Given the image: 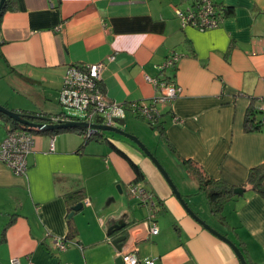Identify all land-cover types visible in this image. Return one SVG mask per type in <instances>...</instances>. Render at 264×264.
I'll list each match as a JSON object with an SVG mask.
<instances>
[{"label": "crops", "instance_id": "obj_1", "mask_svg": "<svg viewBox=\"0 0 264 264\" xmlns=\"http://www.w3.org/2000/svg\"><path fill=\"white\" fill-rule=\"evenodd\" d=\"M215 2L223 19L201 31L182 27L175 15L191 0H7L0 17V105L23 114L62 113L58 97L70 64L104 61L102 89L121 103L151 101L159 88L145 77L170 76L181 92L157 109L160 137L185 167L175 186L247 263L264 264V197L243 186L249 170L264 163V126L247 131L244 124L264 98V0ZM171 53L178 54L175 68L160 72ZM130 115L123 129L144 136L146 127L135 120L141 117ZM10 126L0 115V143ZM35 139L25 175L0 161V264L12 257L21 264H116L107 230L121 222V234L134 241L141 261L241 264L225 241L185 211L157 167L127 138L102 132L83 143L82 133L64 129L36 132ZM181 159L243 188L224 204V220L210 212L206 193ZM131 162L143 174L135 183L154 194L156 235L144 225L146 207L128 191L136 177ZM77 190L81 198L66 199ZM79 202L83 208L69 218ZM66 236L67 250L54 251L55 239Z\"/></svg>", "mask_w": 264, "mask_h": 264}, {"label": "built area", "instance_id": "obj_2", "mask_svg": "<svg viewBox=\"0 0 264 264\" xmlns=\"http://www.w3.org/2000/svg\"><path fill=\"white\" fill-rule=\"evenodd\" d=\"M175 15L182 27L191 26L201 31L216 28L223 19L215 0H191L190 5L185 9L177 8ZM112 58L110 56L108 60ZM177 61L178 54L171 53L158 68L160 71L175 68ZM105 67L106 63L104 61L68 65L58 97V102L64 111L60 114L48 116V120L43 124H56L67 121L91 124L97 123L96 120L100 118V124L114 126L115 120L123 119L127 112L155 124L160 117L157 105L173 100L181 92V87L176 84L146 76L145 80L147 82L159 88V94L155 98L149 102H116L106 95L101 86L102 72ZM256 109L261 113V124L264 125V98L260 99V105ZM31 129L40 131V128L22 126L9 131L0 143V161L7 165L12 173L17 176L25 175L28 167L27 157L35 145L36 132L31 131ZM96 133V129L83 128V136L86 138ZM50 149H54V137H51ZM128 191L138 200L140 205L147 209V221L144 225L148 227V234H158V227L154 221L157 214L154 194L135 182L128 185ZM84 203L87 204L88 200L86 199ZM63 239H55L51 246L54 251L59 253L67 250L70 241ZM118 255L121 257V264H154L153 260H139L137 248L130 238L123 243ZM10 264L21 263L17 257H12Z\"/></svg>", "mask_w": 264, "mask_h": 264}, {"label": "trees", "instance_id": "obj_3", "mask_svg": "<svg viewBox=\"0 0 264 264\" xmlns=\"http://www.w3.org/2000/svg\"><path fill=\"white\" fill-rule=\"evenodd\" d=\"M8 7H9V5L7 4V0H6L3 4L1 10H0V17L2 16L4 10ZM160 72H163V70ZM166 81L168 83H170V81H171L170 76L165 78V82ZM258 113H260V112L256 109V107L254 109L251 107L248 110L247 115H246L245 120H244L245 129L247 131H256V130L261 129L262 126H264L261 124V117H260V119H256ZM0 115L4 118L5 121H9L11 123L9 131L22 127L21 124L10 119L6 115H4L2 113H0ZM28 115H32V114H28ZM33 116H36L35 119H33V121L35 123H44L48 120V116H45L43 114H36V115L34 114ZM136 117H139V116L136 115ZM148 124L151 128H155L157 126L159 127L158 121L155 124H151L150 122H148ZM68 130H76V131L82 133V135H83V128H71ZM31 131H33V130L31 129ZM58 131H60V130H47L46 132L48 134L53 135V134L57 133ZM158 131H159V133L163 132V130L160 127H159ZM35 132H40V131H35ZM101 133L102 132L97 131V133L94 134V136L92 135V136L87 137V138L83 136V138H84L83 143H86L87 141L94 139L97 136V134H101ZM179 161L183 165L188 166L189 169L191 170V172L197 178L198 183H199V188L206 193L207 202L209 205L210 212L214 216L219 217L220 219L224 220V216L222 214L223 206L229 199H231L233 196H235V193H234L235 187L233 185H230V184L224 182L221 179H214V178L208 176L207 174L204 173V171L199 166H197L195 163H193L189 159H181ZM130 164H131V167L133 168V170L135 172V176H136L134 182L141 180L143 178V174H142L140 168L137 165L133 164L132 162ZM243 186H247L250 189L257 191L262 197H264V163L256 165L249 170L248 176H247L246 181L243 184ZM82 196H83L82 191L77 190V191L67 193L66 199L68 200L71 198L75 202L79 198H81ZM124 232H125V230L122 229L120 231L115 232V235L121 234ZM63 240L70 241V236H66Z\"/></svg>", "mask_w": 264, "mask_h": 264}, {"label": "water", "instance_id": "obj_4", "mask_svg": "<svg viewBox=\"0 0 264 264\" xmlns=\"http://www.w3.org/2000/svg\"><path fill=\"white\" fill-rule=\"evenodd\" d=\"M5 0H0V10L4 4ZM0 112L9 117L10 119L16 121L17 123L21 124L22 126H26L28 128H40V131H47V130H64V129H71V128H87L90 127L92 129H96L99 132L109 131L113 132L115 134L121 135L131 142L135 144V146L142 151L151 161L152 163L157 167V169L160 171V173L163 175L165 180L167 181L169 187L172 190V193L174 194L175 198L179 201V203L182 205V207L185 209V211L199 224H201L205 229L213 233L215 236L220 238L221 240L225 241L231 249L234 251L235 255L241 262V264H248L243 253L239 249V247L233 243L229 238L219 233L217 230L212 228L210 225H208L203 219H201L185 202L184 198L178 191L175 184L172 182L171 178L169 177L166 170L163 168V166L158 162L156 157L153 155V153L148 149V147L135 135L127 132L125 129H123V126L125 124V119H116L115 122L118 127L115 126H106L103 124H100L101 119L98 118L96 120L97 123H91L88 124L86 122H78V121H67L62 123H35L33 119H35L36 116L23 114L18 111H13L5 108L4 106L0 105ZM243 192L242 187H236L234 188L235 194H241ZM83 208V203L79 202L76 205H74L71 209V212L69 213L68 217L70 218L74 212L79 211ZM126 224L124 222L112 225L107 230V234L109 236H113L111 242L116 248L118 252H120L122 245L124 242L128 240V235L126 234H120L118 236H114L115 232L120 231L124 229ZM116 264H121V257L118 255L115 261Z\"/></svg>", "mask_w": 264, "mask_h": 264}, {"label": "rangeland", "instance_id": "obj_5", "mask_svg": "<svg viewBox=\"0 0 264 264\" xmlns=\"http://www.w3.org/2000/svg\"><path fill=\"white\" fill-rule=\"evenodd\" d=\"M59 106H60V104H59ZM130 116L131 115L129 112H127L125 114L126 123L129 122V119H131ZM135 120L139 121L142 128L145 126L146 127L145 129L147 131L146 132L145 129H144V131L142 130L145 134L142 137H139L137 135H135V136H137L148 147V149L152 153L155 154L156 159L163 166V168L166 170V172L170 176L172 182L175 184V182L177 181V178L179 177L178 174H180L181 171H183L185 167L183 168L181 165H179L174 160V158L170 155L169 149H168L167 145L164 143V140L162 139V137H160L158 129H156V128L152 129L149 126L148 122L143 118H141V119L135 118ZM138 130H139V127L137 128V131ZM104 132L110 133L109 131H104ZM91 143H94V142H91ZM91 145H93V144H91ZM206 198H207V196H206Z\"/></svg>", "mask_w": 264, "mask_h": 264}, {"label": "flooded vegetation", "instance_id": "obj_6", "mask_svg": "<svg viewBox=\"0 0 264 264\" xmlns=\"http://www.w3.org/2000/svg\"><path fill=\"white\" fill-rule=\"evenodd\" d=\"M114 126H115V127H118L116 123H115V125H114Z\"/></svg>", "mask_w": 264, "mask_h": 264}, {"label": "clouds", "instance_id": "obj_7", "mask_svg": "<svg viewBox=\"0 0 264 264\" xmlns=\"http://www.w3.org/2000/svg\"><path fill=\"white\" fill-rule=\"evenodd\" d=\"M124 119V118H123Z\"/></svg>", "mask_w": 264, "mask_h": 264}]
</instances>
